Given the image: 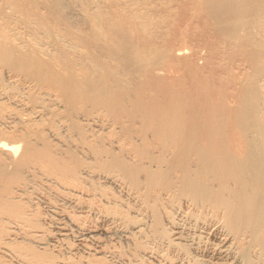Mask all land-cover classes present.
<instances>
[{
	"label": "bare ground",
	"instance_id": "1",
	"mask_svg": "<svg viewBox=\"0 0 264 264\" xmlns=\"http://www.w3.org/2000/svg\"><path fill=\"white\" fill-rule=\"evenodd\" d=\"M184 262L264 264V0H0V264Z\"/></svg>",
	"mask_w": 264,
	"mask_h": 264
},
{
	"label": "rangeland",
	"instance_id": "2",
	"mask_svg": "<svg viewBox=\"0 0 264 264\" xmlns=\"http://www.w3.org/2000/svg\"><path fill=\"white\" fill-rule=\"evenodd\" d=\"M180 31H181V30H179V32H180ZM254 31H255V30H254ZM180 33L182 34V32H180ZM198 51L200 52V53L198 52V53L200 54V57H197V60H196V61H197V63L202 64L203 60H202L201 57L204 56V54H206V51L203 50V49H201V50L199 49ZM198 58H199V59H198ZM41 207H42V208H45V205L42 204ZM177 219H178L177 221L179 222L180 225H184V226H182L183 228H185V227L187 228V229H186V228H185V229H186L187 233H189L188 235H190V232L192 233V234L190 235L191 237H193V236L196 237L199 233H201V234L198 235V236H204V234H205L204 231H205V230L202 229V226H199V225H198V226L196 227V226L193 225V223H190L189 220H187V219H183V220H182L180 217H178ZM180 219H181V220H180ZM184 220H185V221H184ZM180 221H182V222H180ZM187 221H188V222H187ZM186 222H187V223H186ZM187 225L190 226V227H188ZM192 225H193V226H192ZM189 228H190V229H189ZM192 228H194V229H192ZM195 228H197V230H196ZM200 228H201V230H202L203 232L200 230ZM193 231H194V232H193ZM199 231H200V232H199ZM197 232H199V233H197ZM76 234H77L78 236H77ZM193 234H194V235H193ZM195 234H196V235H195ZM74 238H75V239H74ZM69 239H70V240H69ZM78 239H79V240H78ZM80 239H81V237H80V235H79L77 232H75L74 235H72V232H71L70 236L68 237V241H67L70 245H72L70 249L73 250L74 245H75V244H78V242L80 241ZM115 239H116V238H112V240H110L111 242L108 240V241L106 242V246H107L108 248L110 247V248H112V249H114V248H115V249H118L119 246H120V244L123 246V244H122L121 242H119V239H117L118 242H117V240H115ZM69 241H70L72 244H71ZM211 241H212V240H211ZM108 242H109V243H108ZM79 243H80V242H79ZM108 244H109V245H108ZM64 245H65V246H64ZM122 246H120V247H122ZM63 247H65V248H63ZM72 247H73V248H72ZM75 247H76V245H75ZM117 247H118V248H117ZM123 247H124V246H123ZM62 249H63L65 252H68V251H67L68 249H67V246H66L65 242L62 243ZM65 249H67V250H65ZM72 252H73V251H72ZM184 264H186V263L184 262Z\"/></svg>",
	"mask_w": 264,
	"mask_h": 264
}]
</instances>
